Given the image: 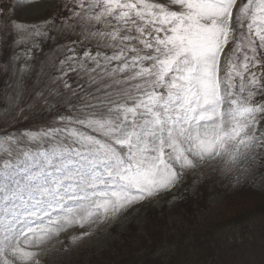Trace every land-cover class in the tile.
Masks as SVG:
<instances>
[{"label": "snow or ice", "instance_id": "snow-or-ice-1", "mask_svg": "<svg viewBox=\"0 0 264 264\" xmlns=\"http://www.w3.org/2000/svg\"><path fill=\"white\" fill-rule=\"evenodd\" d=\"M78 6L97 46L77 61L80 68L136 83L69 121L102 138L66 126L61 140L54 129L44 135L63 146L24 153L31 163L22 179L0 171V264H40L32 249L62 232L168 191L198 164L248 170L264 149V0Z\"/></svg>", "mask_w": 264, "mask_h": 264}, {"label": "rangeland", "instance_id": "rangeland-1", "mask_svg": "<svg viewBox=\"0 0 264 264\" xmlns=\"http://www.w3.org/2000/svg\"><path fill=\"white\" fill-rule=\"evenodd\" d=\"M5 5L9 6L7 14L3 11ZM17 24L22 27L18 29ZM92 28V24L76 15L72 0H0V171L22 179L26 162L31 163L24 153L37 156L63 146L44 135L54 129L61 130V140L67 134L66 126L80 127L82 132L102 138L69 121L87 105L99 104L105 93L112 99H121L119 92L133 89L136 81L120 79L121 74L116 78L98 75L92 79L91 71L81 69L77 63L83 60L84 53L74 50V40L69 52L63 48L61 43L68 47L74 31L93 40L88 34ZM87 51L95 54L97 47ZM87 67L94 65L88 61ZM88 80L96 84L89 85ZM79 86L88 87L89 92L81 96ZM47 125L53 128L48 129ZM261 130L264 131V125ZM257 151V159L248 170L243 166L228 170L223 161L198 164L184 170L170 190L103 223L74 226L32 250L38 253L40 264H110L111 257L124 250L122 245L114 248L118 241L136 245L138 240H148L153 246L160 245L159 254L176 251L182 255L183 261L177 264H264V199L257 201L249 192L254 189L264 195V149ZM5 164L9 168L5 169ZM185 186L187 189L182 190ZM198 204L202 208L197 209ZM245 205H257L252 211L260 209L262 213L250 215L251 211L245 212ZM189 211L198 215L197 230H214V251L202 247L192 256L191 246L183 248L186 240L178 233L184 227H193L183 221ZM239 213L250 215L249 221L220 227L223 221H233ZM132 228L137 231L135 236L130 235ZM85 232L90 235L73 242L74 236ZM160 232L169 238L168 243L160 241Z\"/></svg>", "mask_w": 264, "mask_h": 264}, {"label": "trees", "instance_id": "trees-1", "mask_svg": "<svg viewBox=\"0 0 264 264\" xmlns=\"http://www.w3.org/2000/svg\"><path fill=\"white\" fill-rule=\"evenodd\" d=\"M73 40H74V43L80 49V51H81V48L86 46L85 42L88 41V39L86 37H83L81 35H79V36L74 35V37L71 38L69 42H72ZM74 82H75V79H74ZM249 192H250L251 196L252 195L255 196V199L257 201L264 199L263 193H259L258 191L254 190V189H251ZM249 196L250 195L245 196L244 199H246ZM239 204L241 205L240 209H242V207H243L242 203H239ZM257 205H260V204H257ZM257 205H251V206L245 205V206H247V209L245 210V212L251 211L250 215L262 213V212H260L261 211L260 209L256 210V211L259 210L258 212L252 211V209L256 208ZM195 207H197V209H198V207L202 208L200 206V204H198ZM237 211L238 210H236V212ZM147 214H149V213H147ZM250 215H248L246 213L241 215V213H239L236 216V219H233V221H228V222L223 221V223L220 225V227L223 228V227H225V225H226V227H229L231 224L232 225L230 227H233L234 224L246 223L249 221ZM197 219H198V215H197L196 211H189L188 213H186V219H183V221H185L188 225H191L193 227L191 229H189L188 227H184V228L180 229L181 231L178 233V236L180 238L186 240L182 245L183 248L185 249L188 245L192 247V252H191L192 256L194 255L195 250H197V252L198 251L200 252V249L202 247H204V249H205V247H206V249H208L210 247L214 251V246H213V244H211L212 243L211 236H215L214 230L209 229V227L206 228V230H201V231L197 230V228H196L197 225L195 224V221ZM175 225H176V223H175ZM136 232L137 231L132 228L130 230V235L135 236ZM159 237H160V241L162 243H164V244L168 243L169 238H166L162 232H160ZM140 238L141 237H139V239ZM135 242H137V240H135ZM142 243H143V245H141ZM133 244L134 243L130 242V241L129 242L118 241L117 244H115L114 248L115 249L120 248V245H122L121 248L124 250L120 254H118L116 256H112L110 259V264H124V263L130 264L128 262H132L133 264H177V263H181L183 261V256L182 255L180 256L178 254V252H176V251H169L168 253L159 254L158 249H159L160 245L153 246L152 241L144 240L142 242H139V240H138V244H136V245H133ZM119 257H121L122 259L118 260ZM141 261H145L147 263H142Z\"/></svg>", "mask_w": 264, "mask_h": 264}]
</instances>
